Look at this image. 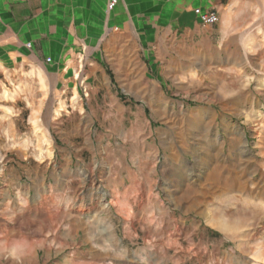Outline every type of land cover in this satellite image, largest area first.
<instances>
[{
  "label": "rangeland",
  "instance_id": "obj_1",
  "mask_svg": "<svg viewBox=\"0 0 264 264\" xmlns=\"http://www.w3.org/2000/svg\"><path fill=\"white\" fill-rule=\"evenodd\" d=\"M202 26L75 99L0 63V264H264V0Z\"/></svg>",
  "mask_w": 264,
  "mask_h": 264
},
{
  "label": "crops",
  "instance_id": "obj_2",
  "mask_svg": "<svg viewBox=\"0 0 264 264\" xmlns=\"http://www.w3.org/2000/svg\"><path fill=\"white\" fill-rule=\"evenodd\" d=\"M254 1L121 0L109 8V0H0V63L39 68L49 79L56 73L60 85L51 79L52 90L72 89V99L82 93V84L90 90L132 88L139 85L137 57H169L176 47L184 58L191 51L198 55L201 41L213 39L202 36L201 13L221 17ZM212 31L223 39L227 34ZM132 39V47L125 44ZM123 71L129 79L122 78ZM86 101L78 107L80 115L87 114L89 97Z\"/></svg>",
  "mask_w": 264,
  "mask_h": 264
},
{
  "label": "built area",
  "instance_id": "obj_3",
  "mask_svg": "<svg viewBox=\"0 0 264 264\" xmlns=\"http://www.w3.org/2000/svg\"><path fill=\"white\" fill-rule=\"evenodd\" d=\"M120 1L121 0H109V8L116 6ZM199 18L203 24L212 25L217 21L218 13L216 11L201 13Z\"/></svg>",
  "mask_w": 264,
  "mask_h": 264
}]
</instances>
